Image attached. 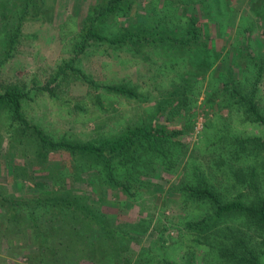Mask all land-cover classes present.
Returning a JSON list of instances; mask_svg holds the SVG:
<instances>
[{
	"label": "rangeland",
	"instance_id": "374dc122",
	"mask_svg": "<svg viewBox=\"0 0 264 264\" xmlns=\"http://www.w3.org/2000/svg\"><path fill=\"white\" fill-rule=\"evenodd\" d=\"M2 1L7 3L5 8ZM35 1L30 0L9 52L21 4L20 0H0V91L10 85L22 88L27 93L24 114L54 139H99L119 134L128 125L155 118L166 124L170 118L172 129L184 128L177 139L185 144V152L174 173L165 175L158 169L155 176L147 178L154 183V195L144 194L136 204L108 188L102 194L92 170L75 178V162L69 153L42 155L37 140L22 134L9 110L0 108V196L29 199L65 185L90 196L92 205L121 221H134L142 215L152 218L157 230L152 226L146 233L139 231L141 244L134 245L138 249L157 239L161 229L166 237H178L182 216L205 211L203 205H181L178 192L169 191L184 177L185 165H200L211 180L225 182L213 163L219 157L215 149L221 151L218 146L226 143L220 140L218 144V138H264L263 125L246 121L241 113L226 107L220 91L209 94L214 83L210 77L230 72L250 87L257 65L264 66V0H130L129 11L104 16L95 24L107 36H122L130 28H139L144 39L112 44L90 38L81 52L77 45L85 36L91 10L105 0ZM194 19L200 39L184 44L189 22ZM6 20L9 25H3ZM66 61H74L99 85L71 70L55 78ZM121 84L134 88L137 96L106 86ZM47 85L53 92L44 88ZM258 95V106L264 110V69ZM185 97L187 105L181 106ZM163 105L168 106L159 112ZM211 170L214 178L208 174ZM8 226L7 240L15 246L29 236L26 226L16 222ZM9 249L7 241L0 244V264H26L25 249L16 247L10 253ZM182 253L177 247L175 256Z\"/></svg>",
	"mask_w": 264,
	"mask_h": 264
},
{
	"label": "trees",
	"instance_id": "16d2710c",
	"mask_svg": "<svg viewBox=\"0 0 264 264\" xmlns=\"http://www.w3.org/2000/svg\"><path fill=\"white\" fill-rule=\"evenodd\" d=\"M3 3L1 6L5 8L7 3ZM20 4L22 12L16 20L15 31L11 30L15 33L9 39V52L25 13H28L30 0H20ZM130 8V0H105L93 7L78 50L83 51L90 38L112 44L142 41L139 28H130L122 36H107L95 24L104 16L127 12ZM2 15L5 18L4 12ZM7 21L3 25H9L10 21ZM102 21L99 24L102 25ZM188 34L182 43L191 45L193 41H199L201 34L196 19L189 22ZM153 41L155 37L149 39L150 43ZM257 66L259 70L250 87L243 85L233 73L220 72L216 77H210L214 83L210 84L209 94L220 91L224 94L226 107L237 115L241 113L246 121L264 126V110L258 106L264 66ZM68 70L94 86L99 85L76 67L74 61L59 66L55 78L66 75ZM106 86L122 94L137 96L136 90L126 84ZM44 88L53 92L49 85ZM26 96L18 85H10L0 91V108L9 110L11 118L20 124L22 134H31L37 140L42 155L49 151L69 153L75 162V178L90 170L95 172L92 177L104 195L107 192L104 188H108L125 195L127 201L131 199L139 204L144 194L153 192L154 195V183L147 178L155 176L158 169L165 175L174 173L185 152V144L177 139L184 128L172 129L170 118L166 124L155 118L128 125L119 134L99 139H54L24 114ZM186 105L185 97L181 106ZM166 106H160L159 112L166 110ZM179 109L180 105L176 113ZM220 137L218 144L220 140H226V143L218 146L221 151L215 149L219 157L213 163L221 170L225 182L211 180L200 165L192 164L185 165L184 177L169 188L171 192H178L181 205L205 207L201 214L182 216L178 237H166L165 230L161 229L157 231V239L138 249L134 245L141 244L139 231L146 233L155 228L152 218L142 215L134 221H121L92 205L90 196L63 185L29 199L1 194L0 244L7 241L9 253L16 247L25 249L26 264H264V138L259 135ZM208 174L214 178L212 170ZM10 222L26 226L29 232L17 246L7 240ZM177 247L183 249L178 257L175 256Z\"/></svg>",
	"mask_w": 264,
	"mask_h": 264
}]
</instances>
